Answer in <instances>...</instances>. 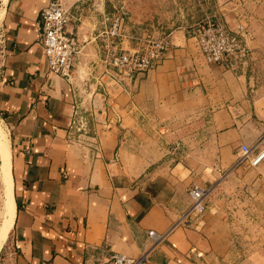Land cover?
Listing matches in <instances>:
<instances>
[{"label": "crops", "instance_id": "obj_1", "mask_svg": "<svg viewBox=\"0 0 264 264\" xmlns=\"http://www.w3.org/2000/svg\"><path fill=\"white\" fill-rule=\"evenodd\" d=\"M2 1L0 119L16 214L0 264H100L117 254L264 264V162L248 166L242 150L264 145V0H63L79 48L71 80L50 73L40 43L52 0ZM121 10L129 37L167 36L171 48L115 88L99 34ZM212 16L245 31L247 61L207 64L192 30ZM77 105L92 115L98 150L69 140ZM194 186L210 191L207 210L184 219Z\"/></svg>", "mask_w": 264, "mask_h": 264}, {"label": "built area", "instance_id": "obj_2", "mask_svg": "<svg viewBox=\"0 0 264 264\" xmlns=\"http://www.w3.org/2000/svg\"><path fill=\"white\" fill-rule=\"evenodd\" d=\"M3 1L0 0V12ZM72 21V15L64 6L63 0H52L41 14L40 43L44 50L50 73L71 80L79 53L78 41L66 33L67 25ZM127 14L123 10L108 19V25L99 34L104 61L108 69L105 76L113 81V87L125 88L126 80L148 74L166 58L171 42L169 37L137 38L127 31ZM192 35L209 65H224L235 67L250 57V49L245 42V31L232 30L218 16H212L193 27ZM125 39L141 42L137 49L124 51L121 47ZM195 78L197 79L196 73ZM103 78V77H102ZM98 80V86L109 92V85ZM135 91V90H134ZM94 121L91 114L82 112L77 105L69 125V140L83 149L98 150L100 143L94 131ZM178 147V146H177ZM244 161L250 167H257L264 162V145L258 152L255 148L243 146ZM208 189L194 186L189 190L191 206L184 219L197 220L207 210ZM155 236V232H150ZM147 257L132 258L117 254L100 264H146Z\"/></svg>", "mask_w": 264, "mask_h": 264}, {"label": "bare ground", "instance_id": "obj_3", "mask_svg": "<svg viewBox=\"0 0 264 264\" xmlns=\"http://www.w3.org/2000/svg\"><path fill=\"white\" fill-rule=\"evenodd\" d=\"M2 12V11H1ZM0 13V19H1ZM0 151L2 155L1 169L5 178L4 182V201L3 207L0 213L1 224H0V251L7 239V236L13 226L15 214H16V203L13 191V179L11 174V153L8 137L3 132L0 126ZM3 199V197H2Z\"/></svg>", "mask_w": 264, "mask_h": 264}, {"label": "rangeland", "instance_id": "obj_4", "mask_svg": "<svg viewBox=\"0 0 264 264\" xmlns=\"http://www.w3.org/2000/svg\"><path fill=\"white\" fill-rule=\"evenodd\" d=\"M2 13V12H1ZM192 14V13H191ZM1 16H2V14H1ZM198 22V21H197ZM199 23H201V22H199ZM193 24V23H192ZM192 24H190V25H192ZM198 24V23H197ZM227 25V24H226ZM126 32H128V31H126ZM125 51V50H124ZM0 126H1V128H2V130H3V132L5 133V135L9 138V131H8V128H7V126L5 125V123L0 119ZM164 136L165 135H163V139H164ZM10 139V138H9ZM165 141V140H164ZM168 142H169V145H174L175 146V144H176V142L175 141H170V140H168ZM177 146V145H176ZM170 155L171 156H173V157H180L179 156V152H177L176 150H170ZM1 165H2V155H1V151H0V213H1V210H2V207H3V202L4 201H2V200H4V182H5V178H4V175H3V172H2V169H1ZM2 197H3V199H2ZM1 218H0V224H1Z\"/></svg>", "mask_w": 264, "mask_h": 264}]
</instances>
